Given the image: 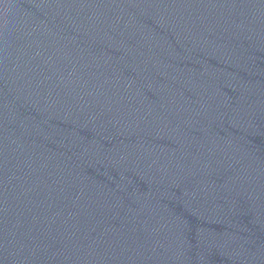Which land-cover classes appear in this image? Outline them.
<instances>
[{"label": "water", "instance_id": "water-1", "mask_svg": "<svg viewBox=\"0 0 264 264\" xmlns=\"http://www.w3.org/2000/svg\"><path fill=\"white\" fill-rule=\"evenodd\" d=\"M0 264H264V0H0Z\"/></svg>", "mask_w": 264, "mask_h": 264}]
</instances>
